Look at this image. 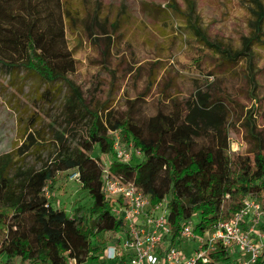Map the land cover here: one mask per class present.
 Wrapping results in <instances>:
<instances>
[{
	"label": "trees",
	"instance_id": "1",
	"mask_svg": "<svg viewBox=\"0 0 264 264\" xmlns=\"http://www.w3.org/2000/svg\"><path fill=\"white\" fill-rule=\"evenodd\" d=\"M66 2L18 0L10 5L0 0V62L13 75L21 73L25 81L44 86L41 95L50 103L65 88L66 123L86 120L87 124L86 137L75 144H63L57 137L58 150L39 168L0 160V264H16V259L28 264H105L106 245L119 244L124 226L104 195L103 169L110 177L135 185L152 205L167 199L170 240L180 248L179 235L188 222L196 235H203L229 219L244 197L251 196L264 207V131L243 123L246 153L231 155L230 111L221 95L196 89L183 101L173 100L148 116L140 113L136 101L118 115L105 104H90L93 97L84 99L68 77L75 70V60L66 44ZM252 14L251 33L243 42L250 53L264 37V5L257 3ZM196 34L207 47L223 54L222 62L240 54ZM115 131L121 144L140 155H132L129 162L118 161ZM41 138L38 131L27 133L20 151L40 146ZM70 170L79 172L81 189L91 200L85 208L77 206L72 216L55 208L44 193L53 189L57 173ZM259 228L264 230V224ZM208 256L207 263L196 264L236 262L235 255L220 244Z\"/></svg>",
	"mask_w": 264,
	"mask_h": 264
},
{
	"label": "rangeland",
	"instance_id": "2",
	"mask_svg": "<svg viewBox=\"0 0 264 264\" xmlns=\"http://www.w3.org/2000/svg\"><path fill=\"white\" fill-rule=\"evenodd\" d=\"M6 1L12 5L18 0ZM257 3L264 5V0H67L66 44L75 60L68 77L86 101L93 97L90 104H105L118 115L132 101L148 116L196 89L221 95L230 111L229 152L245 154L242 124L250 122L264 131V37L253 53L243 47ZM197 31L220 49L241 55L220 61L223 54L207 47ZM44 88L32 79L25 81L21 73L13 75L0 62L2 163L39 168L58 150L57 137L63 144L86 137V120L65 121V88L53 103L41 95ZM37 131L43 136L40 146L21 152L27 133ZM94 157L95 152L92 163ZM72 172L57 173L53 189L44 192L55 208L70 216L77 206L91 204L80 181L70 177ZM193 244L181 246L188 250ZM20 262L28 264L16 259Z\"/></svg>",
	"mask_w": 264,
	"mask_h": 264
},
{
	"label": "built area",
	"instance_id": "3",
	"mask_svg": "<svg viewBox=\"0 0 264 264\" xmlns=\"http://www.w3.org/2000/svg\"><path fill=\"white\" fill-rule=\"evenodd\" d=\"M115 157L120 162H129L135 149L121 144L118 132H113ZM70 177L79 178L74 170ZM103 192L112 202L114 216L122 221L124 232L119 244H111L105 250V264H196L207 263L208 253L220 244L235 255L234 264H254L264 261V209L251 196L242 200L238 210L226 220L219 221L203 235H196L192 222L185 224L180 232L181 243L194 242L188 250L173 245L167 220V199L152 205L147 194L132 183L112 178L103 169ZM128 255L120 262V258Z\"/></svg>",
	"mask_w": 264,
	"mask_h": 264
}]
</instances>
